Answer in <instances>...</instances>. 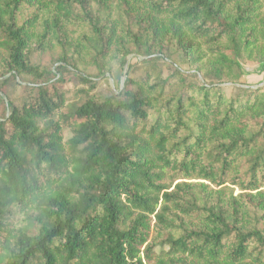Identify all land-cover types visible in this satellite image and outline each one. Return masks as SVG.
I'll list each match as a JSON object with an SVG mask.
<instances>
[{"label":"trees","instance_id":"trees-1","mask_svg":"<svg viewBox=\"0 0 264 264\" xmlns=\"http://www.w3.org/2000/svg\"><path fill=\"white\" fill-rule=\"evenodd\" d=\"M246 63L264 0H0V264H264Z\"/></svg>","mask_w":264,"mask_h":264},{"label":"rangeland","instance_id":"rangeland-1","mask_svg":"<svg viewBox=\"0 0 264 264\" xmlns=\"http://www.w3.org/2000/svg\"><path fill=\"white\" fill-rule=\"evenodd\" d=\"M137 62L135 56L129 55L127 57V62H126V66L125 68L127 69L128 65H133ZM163 67H164V74L167 75L168 73H170L171 67L168 64H164L163 63ZM182 67L184 69H186L189 72H192L189 68L188 65L184 64L182 65ZM240 82L245 85V86H249V87H256V86H261L264 85V65H255L252 63H246V64H242V76L240 78ZM112 87H113V83L112 81L110 82ZM222 90L226 93H229L231 88H230V84H220ZM68 134H65V137H67Z\"/></svg>","mask_w":264,"mask_h":264}]
</instances>
